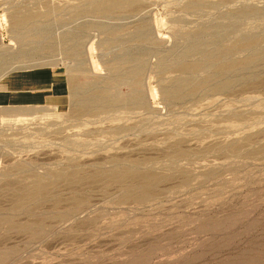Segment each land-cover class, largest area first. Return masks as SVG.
Segmentation results:
<instances>
[{
    "label": "rangeland",
    "instance_id": "1",
    "mask_svg": "<svg viewBox=\"0 0 264 264\" xmlns=\"http://www.w3.org/2000/svg\"><path fill=\"white\" fill-rule=\"evenodd\" d=\"M97 1L0 0V264H264V0L72 15ZM16 12L39 15L35 28ZM121 59L139 75L109 84V100L143 104L77 113ZM37 181L44 194L16 206Z\"/></svg>",
    "mask_w": 264,
    "mask_h": 264
},
{
    "label": "bare ground",
    "instance_id": "2",
    "mask_svg": "<svg viewBox=\"0 0 264 264\" xmlns=\"http://www.w3.org/2000/svg\"><path fill=\"white\" fill-rule=\"evenodd\" d=\"M135 8H136V4L133 0H109V1L104 0V1H97L93 4H91L90 6H81L76 11H73L72 15L74 17H79V19L81 16H90V15L95 16V17L96 16L102 17V16H108V15L113 16V15H115V13H118L124 9L127 11H132ZM19 13L20 12H18L17 14L14 13L15 15H13V17H12V21H13L14 26L19 27V28H25V27L29 28L30 27L31 30L33 28H35L36 22L39 21L38 19L40 18L39 15L30 13V12L29 13H23V14L22 13L19 14ZM87 25L88 24H86L84 26L86 27ZM18 35H17V37H18ZM63 37L64 38H62L61 40H63L65 42L67 40V36H63ZM77 38H78L77 36L73 35L72 38L69 39L71 44L69 47H67L68 50L66 49V53L69 55H73L75 58L80 53V51H78L79 47L75 44L76 42H78ZM57 48L58 47H56L55 42L52 40V41H48V43L42 49H40V51H41V53H44V52L54 53L55 51H57ZM25 49L26 48H24V49L21 48L19 50L20 51L19 55L21 54L22 56H24L25 55L24 52H27ZM130 61L131 60H129V59L128 60L121 59V60H118V61H116L110 65L113 70H116L119 73L118 77L114 78V76H113V77L109 78L108 80L103 81L104 85H102V86H95L92 88L90 87V88L85 89V90L83 89V94L81 95L79 93L81 95V97H78L76 100L77 102L75 105V111L79 114L83 113V111H86V110L87 111H94V110L97 111L99 108V105L100 106L102 105L101 106L102 108L109 106L108 105L109 101L111 102V105L116 103V101H122L124 103H129V104H143L144 99L141 96H133L134 94L130 97L127 96L128 98H125V100H118L116 97L112 98V100H109V97H108L109 94L107 95V89H106L107 86L109 84L119 82L121 79H123V76H127V78L130 77V79H132V77L137 78L136 76L139 75V70L134 68L135 65L132 66L133 67L132 68L130 66L132 61L131 62ZM78 63L79 64L77 66L69 68L68 72H69L70 76L73 75L74 72L83 71V67H81V65H80L81 63L80 62H78ZM231 67H232V65H227L226 67L223 68V70H228ZM137 68L140 69L139 67H137ZM120 74H122V75L120 76ZM122 82L126 83L125 81H122ZM123 83H121V84H123ZM72 86L74 87V84ZM76 89L79 90V87L76 86L75 90ZM180 89H181L180 87H175V88L166 90L165 93L167 95H175V96L181 95L182 90L180 91ZM80 92H82V91H80ZM21 116H23L22 113H21ZM60 176H62V175H60ZM56 177H58V175ZM144 179L148 184H153L157 181L156 177L148 176V175L147 176L145 175ZM40 181H37V182L32 183V184L27 185V186L23 185L20 193L17 194V196H19V198L16 199V206L24 205L26 201L27 202L34 201V200H36V198L38 196H40L41 194H44L43 189L45 188V186H44L45 184L40 183ZM25 207H26V205H25ZM22 228H24V226Z\"/></svg>",
    "mask_w": 264,
    "mask_h": 264
},
{
    "label": "crops",
    "instance_id": "3",
    "mask_svg": "<svg viewBox=\"0 0 264 264\" xmlns=\"http://www.w3.org/2000/svg\"><path fill=\"white\" fill-rule=\"evenodd\" d=\"M30 76H31V78H32V81H33V83H34V80H33V78H34V74H30ZM55 77V76H54ZM53 80V79H52ZM55 80H53V81H51V83H52V86L50 87V88H48V90H50L51 91V95L52 96H56V97H58V96H63L64 95V93L63 92H61L62 90H60V88L57 86V85H55V84H57V83H53ZM36 83H34L33 85H35ZM39 85V84H38ZM37 89H39V87H34V88H30L29 90H34V92H36V90ZM41 89V88H40ZM4 92H2V94H3ZM4 95V94H3ZM26 95L25 94H22L21 96H18V98H17V102L18 103H25L26 102ZM10 104V97H9V95H6V96H2L1 97V99H0V106H4V105H9Z\"/></svg>",
    "mask_w": 264,
    "mask_h": 264
}]
</instances>
